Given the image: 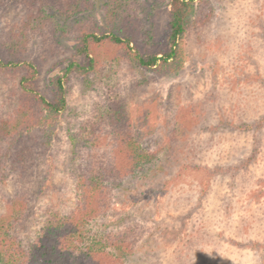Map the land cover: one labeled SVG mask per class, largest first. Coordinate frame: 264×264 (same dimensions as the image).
<instances>
[{"label": "rangeland", "instance_id": "obj_1", "mask_svg": "<svg viewBox=\"0 0 264 264\" xmlns=\"http://www.w3.org/2000/svg\"><path fill=\"white\" fill-rule=\"evenodd\" d=\"M205 2L212 6L211 22L195 27L192 15L176 72L114 62L118 75L108 77L105 66L113 62L103 55L106 69H98L91 86L81 76L70 77L66 108L51 128V147L37 154L21 231L27 241L38 233L46 209H74L71 172L90 146L91 127L99 123L93 107L105 98L107 83L120 91L117 98H126L143 147H167L173 133L179 139L176 159L167 163L161 152L162 160L146 177L115 192L110 228L145 229L129 264H264V126L256 128L264 118V0ZM101 3L95 1L92 16L104 29ZM143 5V32L161 43L168 35L169 7ZM194 8L200 12L197 4ZM21 15L13 2L0 7V28ZM76 42L61 41L38 76L40 92L52 94L50 80L62 75ZM3 80L0 76V111L9 114L15 102ZM0 189L8 200L16 184L8 179ZM7 208L0 196V214Z\"/></svg>", "mask_w": 264, "mask_h": 264}, {"label": "trees", "instance_id": "obj_2", "mask_svg": "<svg viewBox=\"0 0 264 264\" xmlns=\"http://www.w3.org/2000/svg\"><path fill=\"white\" fill-rule=\"evenodd\" d=\"M95 1L0 0V7L13 2L22 10L20 18L0 28V76L15 102L9 114L0 111V185L8 179L16 184V192L8 200L0 189L8 207L0 214V264H129L145 229L110 228L115 192L126 182L146 177V170L162 160L158 158L161 152L167 163L176 159L179 139L174 133L167 147L156 151L143 147L126 98L121 94L117 98L120 91L103 83L105 98L93 107L99 123L91 127L83 163L71 172L74 209L68 213L46 209L35 237L27 241L21 234L37 154L51 147V128L66 108L65 85L70 77L81 76L91 86L99 68H107L108 77L118 75L115 63L176 72L192 15L196 16L195 27L207 26L213 17L212 6L205 0H97L102 1L100 9L106 20L101 29L92 16ZM146 3L154 8L169 7L168 35L161 43L143 32L140 12ZM196 4L200 12L194 8ZM66 39L77 40L74 53L62 75L51 78L52 94L47 96L39 91L38 76ZM31 42L40 45L34 47ZM103 55L113 62L106 68L101 63ZM113 85L119 87V82ZM263 126L264 118L256 128ZM100 148V152L95 150Z\"/></svg>", "mask_w": 264, "mask_h": 264}]
</instances>
